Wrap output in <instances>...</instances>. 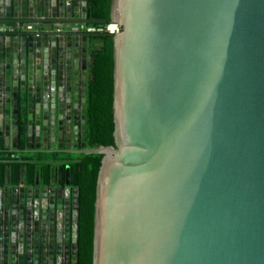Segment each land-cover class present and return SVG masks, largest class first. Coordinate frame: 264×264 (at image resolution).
<instances>
[{"label": "water", "instance_id": "obj_1", "mask_svg": "<svg viewBox=\"0 0 264 264\" xmlns=\"http://www.w3.org/2000/svg\"><path fill=\"white\" fill-rule=\"evenodd\" d=\"M111 14L117 34L72 33L108 20L90 0H0V26L33 27L0 34L5 152L57 156L17 162V182L5 172L0 264H78L80 190L61 166L82 155H104L94 264H264V0H112ZM105 36L115 146L91 149V65ZM26 163L58 167L28 184Z\"/></svg>", "mask_w": 264, "mask_h": 264}, {"label": "trees", "instance_id": "obj_2", "mask_svg": "<svg viewBox=\"0 0 264 264\" xmlns=\"http://www.w3.org/2000/svg\"><path fill=\"white\" fill-rule=\"evenodd\" d=\"M91 16L112 20V0H90ZM101 48L92 59V78L89 85L88 127L85 142L91 149L115 146L114 95H115V39L104 37ZM26 128L20 122L18 127L17 149L23 150ZM0 147L3 143L0 141ZM9 155V154H8ZM53 155V154H52ZM43 156V155H40ZM57 158L56 155H53ZM104 155H82L81 162L74 165V185L80 190L79 197V259L78 264H94V242L96 229V204L99 174ZM12 178L17 182L21 165L11 164ZM6 164H0V181L5 175ZM42 168L43 180L50 176L48 165L26 164L25 180L33 184L35 175Z\"/></svg>", "mask_w": 264, "mask_h": 264}, {"label": "crops", "instance_id": "obj_3", "mask_svg": "<svg viewBox=\"0 0 264 264\" xmlns=\"http://www.w3.org/2000/svg\"><path fill=\"white\" fill-rule=\"evenodd\" d=\"M12 27H13V29H15V26H9V27L0 26V29H3L2 31H0V34H10V35H14L16 33H24L26 31L25 30L26 26L24 25V26H21L22 29L20 31H17L16 30L15 32H12L11 33L10 31H8V29L9 28H12ZM11 134H12V131H11ZM0 141L3 143V147L2 148L0 147V164H3V165L6 164L5 172L9 169L10 177H11V179H12L13 182H14V179L12 178V167H11V164H16L17 162H27V161H31V160H54V159H56L52 154H44L43 156H40L38 154H30V153H28V154H20V155L14 156L12 154H9V153H6L5 152L6 151V149H5V145H6L5 140L3 138H0ZM9 144H10L9 150H11L12 147H13V137H12V135L10 136V142H9ZM26 150H27V147H25L23 149V151H26ZM64 158L71 159L73 157L69 156V157H64ZM75 159L76 160H80V156L75 157ZM10 161H13V162H16V163H9ZM18 164H20L22 166L21 163H18ZM26 164H29V163H26ZM39 165H48L50 171L54 167L55 168L58 167V165H54L53 166V165H50V164H39ZM74 165H63V166H61L62 169H63V173L65 171L64 170L65 167H67V166L74 167ZM40 172H42V168H39L38 173H40ZM63 177H64V175H63ZM63 180H64V178H63Z\"/></svg>", "mask_w": 264, "mask_h": 264}, {"label": "built area", "instance_id": "obj_4", "mask_svg": "<svg viewBox=\"0 0 264 264\" xmlns=\"http://www.w3.org/2000/svg\"><path fill=\"white\" fill-rule=\"evenodd\" d=\"M22 28L21 26L17 25L15 26V29L9 28L8 31L15 32L20 31ZM24 29V28H23ZM65 29V27L59 25L56 27V30L58 32H61ZM121 25L119 23L116 22H111V23H107L104 25H87V24H79V25H74V26H69L67 27V30L72 32V33H101V32H109L112 34H117L121 31ZM3 29H0V31H2ZM7 30V29H6ZM25 32H31L33 30V27L30 25H27L25 28Z\"/></svg>", "mask_w": 264, "mask_h": 264}, {"label": "flooded vegetation", "instance_id": "obj_5", "mask_svg": "<svg viewBox=\"0 0 264 264\" xmlns=\"http://www.w3.org/2000/svg\"><path fill=\"white\" fill-rule=\"evenodd\" d=\"M84 104L82 103H80V109H79V113L82 111V106H83ZM78 117H80L81 118V115L80 116H78ZM87 117H88V115H87ZM80 121H81V119H79ZM88 127V126H87ZM87 131V130H86ZM81 132V134H82V131H80ZM84 134H86V132H84Z\"/></svg>", "mask_w": 264, "mask_h": 264}]
</instances>
